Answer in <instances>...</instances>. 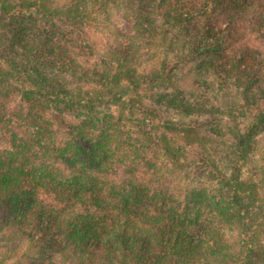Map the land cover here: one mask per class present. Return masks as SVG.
I'll use <instances>...</instances> for the list:
<instances>
[{
  "label": "trees",
  "instance_id": "16d2710c",
  "mask_svg": "<svg viewBox=\"0 0 264 264\" xmlns=\"http://www.w3.org/2000/svg\"><path fill=\"white\" fill-rule=\"evenodd\" d=\"M263 139L264 0H0V264H264Z\"/></svg>",
  "mask_w": 264,
  "mask_h": 264
},
{
  "label": "rangeland",
  "instance_id": "374dc122",
  "mask_svg": "<svg viewBox=\"0 0 264 264\" xmlns=\"http://www.w3.org/2000/svg\"><path fill=\"white\" fill-rule=\"evenodd\" d=\"M263 141H264V139H263ZM264 143V142H263ZM100 178H101V182H103V181H105V183L107 184V186H109V188L107 189V195H110L111 194V196L113 197L112 199H116V200H119V198L120 197H122V196H124L123 194H124V192H123V190H124V188L123 187H121V185L122 184H125V185H127V182L125 181V175L124 174H120L119 176H115V175H113V174H108V175H102V176H99ZM114 177H116V178H114ZM173 178L174 177H169L166 181H164V183H165V187L167 188V187H169V189H170V191H172V192H174V193H176V194H178L179 193V196L181 197V199L182 200H184L185 199V196L184 195H182V192H183V187L184 186H181V187H179L180 188V191L176 188V187H174L173 185H175L177 182L175 181V180H173ZM120 179H122V180H120ZM173 180V181H172ZM111 181H115L116 183H117V185L118 186H116V187H111L112 185H114V184H112L111 183ZM109 183V184H108ZM179 186V185H178ZM116 188H118V189H116ZM131 190V186H128V190ZM178 196V197H179ZM204 219L207 221V222H209V223H211V224H213L214 225V221H213V219L210 217V216H208V214H205V217H204ZM225 236L227 237V239H229L230 241H234L235 240V238L237 237L236 236V234L235 233H232L230 230H228L227 229V234H225ZM14 261V260H13ZM19 260H17V262H18ZM92 263H96V260H94V261H92L91 262V264Z\"/></svg>",
  "mask_w": 264,
  "mask_h": 264
}]
</instances>
